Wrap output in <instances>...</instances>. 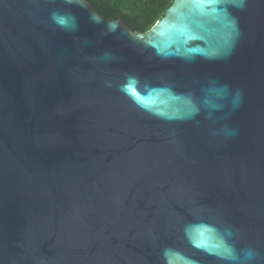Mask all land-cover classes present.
<instances>
[{
	"label": "water",
	"instance_id": "water-1",
	"mask_svg": "<svg viewBox=\"0 0 264 264\" xmlns=\"http://www.w3.org/2000/svg\"><path fill=\"white\" fill-rule=\"evenodd\" d=\"M0 264H264V0H0Z\"/></svg>",
	"mask_w": 264,
	"mask_h": 264
},
{
	"label": "trees",
	"instance_id": "trees-1",
	"mask_svg": "<svg viewBox=\"0 0 264 264\" xmlns=\"http://www.w3.org/2000/svg\"><path fill=\"white\" fill-rule=\"evenodd\" d=\"M108 20L123 18L135 33L149 31L170 7L173 0H85Z\"/></svg>",
	"mask_w": 264,
	"mask_h": 264
},
{
	"label": "snow or ice",
	"instance_id": "snow-or-ice-1",
	"mask_svg": "<svg viewBox=\"0 0 264 264\" xmlns=\"http://www.w3.org/2000/svg\"><path fill=\"white\" fill-rule=\"evenodd\" d=\"M209 2L218 5L221 2H223V0H209ZM228 2L233 3V4H236L237 6H240V4L242 3V0H228ZM58 23L64 24L65 21H64L63 18H61V19L58 20Z\"/></svg>",
	"mask_w": 264,
	"mask_h": 264
},
{
	"label": "clouds",
	"instance_id": "clouds-1",
	"mask_svg": "<svg viewBox=\"0 0 264 264\" xmlns=\"http://www.w3.org/2000/svg\"><path fill=\"white\" fill-rule=\"evenodd\" d=\"M243 3H244V0H242V3L240 4V7H243ZM245 255H246V257L249 258V259L252 258L251 253H246Z\"/></svg>",
	"mask_w": 264,
	"mask_h": 264
}]
</instances>
